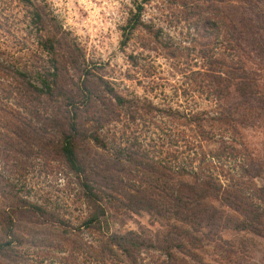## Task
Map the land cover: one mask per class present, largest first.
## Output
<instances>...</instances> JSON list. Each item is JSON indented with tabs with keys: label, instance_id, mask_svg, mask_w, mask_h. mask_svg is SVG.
<instances>
[{
	"label": "rangeland",
	"instance_id": "obj_1",
	"mask_svg": "<svg viewBox=\"0 0 264 264\" xmlns=\"http://www.w3.org/2000/svg\"><path fill=\"white\" fill-rule=\"evenodd\" d=\"M219 2L0 0V63L5 66L0 68V237L11 233L5 224L11 212L16 217V235L26 240L19 248L22 257L14 264H62L57 255H69L44 245L60 238L44 216L24 209L28 203L41 205L54 219L74 226L81 225L90 213L78 177L61 155L62 131L68 130L74 107L59 90L82 103L76 108L82 133L78 152L97 166L93 167L96 172L115 159L114 150L119 148L136 151L141 159L145 153L147 160L160 158L165 163L176 160L184 164L192 157L198 162L210 151L215 159L206 157L203 164L213 163V171H221L228 186L238 178H248L250 184L243 188L244 194L259 202L254 195L264 192L260 190L264 189V170L255 178L244 176L238 166L242 160L221 155L219 147H224L225 141L233 142L264 161V120L252 117L248 121L246 116L238 119L235 128L218 117L234 100L232 66L239 63V56L247 57L246 65L255 67L263 81L264 68L249 58L248 52L233 49L234 21L229 14L240 2ZM138 5L142 6L140 23L124 44V26ZM259 7L264 10V4ZM37 9L41 20L35 16ZM48 39L55 41L54 50L44 46ZM19 71L27 73L26 77H18ZM40 77L47 78L53 93H38L30 87L29 82L41 86ZM87 80L93 98L84 104L81 87ZM110 87L127 99L124 105L117 103ZM201 128L206 129L203 134ZM92 131L100 135L105 148L85 138ZM124 164L133 171V164ZM114 167L120 169L119 164ZM95 178L105 185L101 176ZM108 185L121 189L119 182ZM124 187L123 193L131 192ZM109 211L106 225L111 232L132 230L152 236L173 220L146 210L128 211L121 204H113ZM220 235L248 251L245 263L264 264L263 235L228 228ZM99 236L96 229L84 234L96 245ZM202 243L198 249L200 264H232L237 259L234 255L229 258L211 240ZM57 247L67 249L65 244ZM151 255L158 257L156 252ZM145 257L149 262L150 257ZM71 261L68 264H74ZM74 261L92 264L83 257ZM8 263L0 256V264Z\"/></svg>",
	"mask_w": 264,
	"mask_h": 264
},
{
	"label": "trees",
	"instance_id": "obj_2",
	"mask_svg": "<svg viewBox=\"0 0 264 264\" xmlns=\"http://www.w3.org/2000/svg\"><path fill=\"white\" fill-rule=\"evenodd\" d=\"M218 1L224 2V0ZM237 1L240 2L241 6H239L243 10H240L238 6L235 10L230 9L229 14L231 20L234 21L233 49L248 52L249 58L257 61L264 68V10L259 7V4H264V0ZM219 3L217 6L224 13L221 3ZM141 10L142 6L138 5L137 12L129 18L128 23L124 26V44L129 41L132 32L138 27ZM35 16L40 20L43 19L38 9ZM212 24L216 26V21H213ZM43 44L48 50L55 49L53 39H48ZM245 58L247 57L240 55L239 63L232 66L234 72L232 79L236 80L231 93L233 96L231 98L234 100L232 105L227 106L224 114L218 117L235 128L238 127L237 122L246 116H248V121L252 117L254 120H264V81L256 74L255 67L248 68ZM0 68L4 69L5 66L0 63ZM221 73L220 75H222ZM17 74L18 77H26L27 73L19 71ZM220 75L217 76L218 79L221 77ZM55 76L57 77V73ZM39 80L41 86L29 82L33 90L49 94L55 91L47 78L40 77ZM217 80L215 81L217 82ZM87 82L88 80L81 87L85 94L82 99L84 104L93 98V92ZM110 88L113 94L114 89ZM59 92L74 107L71 110L72 115L67 121L68 130L62 131L61 155L76 173L90 213L83 219L81 225L74 226L58 217L54 219L53 215L41 205L28 203L24 209L44 216L47 221H50L49 224L55 228L57 236L60 238V241L56 243L51 241V243L45 244L42 239L40 241L33 239V242H43L46 247L57 248L64 253L68 252V257H58L57 255L62 264H68L70 259H73L72 263L78 264L74 260L79 257H83L92 264H200L198 249L202 247V242L206 239L213 241L221 250L227 252L229 258H231L230 255L236 256L237 259L232 260V264H249L244 262V259H247L248 251L223 239L220 233L228 228L264 236V192L259 196L254 195L259 199L257 202L252 201L250 195L244 194L243 188L250 184L248 178H238L237 182L230 186L224 184L220 175L221 171L218 173L213 171V167H215L213 163L211 165L203 164L206 157L210 156L211 159H215L216 155L210 151L205 153L202 160L199 159L197 162V157H192L188 159V163L184 164L176 160V162L167 160L165 163L160 158L147 160L144 159L146 158L145 153L141 159L140 153L127 152L125 148H119L114 150L115 159L109 160L111 164L107 161L105 169L96 172L94 168L97 166H92V162L86 161L78 152L77 141L81 139L82 133L76 108H80L82 103L74 96L61 90ZM114 96H116L119 105H124L127 102V99L121 95L114 93ZM243 105L247 107L241 110ZM242 113H245V116H242ZM197 119L199 118L197 117ZM195 121L200 123L199 120ZM200 130L203 134V130L206 129L201 128ZM85 138L94 141L96 145L103 148L106 146V143L95 131L90 132L89 135L86 134ZM191 144L195 145V143H190V146ZM199 144L201 147L203 146L202 141ZM223 146L219 147L222 148L221 155L225 154L230 160L237 158L242 160L238 166L244 176L255 178L264 170L263 159L250 152L248 148L242 149L235 143L226 141ZM125 162L134 165L133 171L125 167ZM116 164L120 165V169H115ZM217 167L222 168L218 165ZM114 171L120 172L122 175L118 176ZM99 173H103V175ZM96 175L102 177L105 185L101 184V179L95 178ZM115 182H119L120 190L108 185ZM124 186L130 188L131 192L124 191L123 193L121 190H124ZM260 190L264 191L263 188ZM113 204H121L128 211L146 210L161 219L166 217L173 220L167 221L164 228L154 231L152 236H145L143 232L132 230L111 232L106 222L110 215L109 208L113 207ZM5 224H8V230L11 233L0 237V256L8 260V264H14L22 257L19 248L24 246L26 240L16 235V217L11 212H9L8 221ZM205 226L210 229L205 231L203 229ZM106 227L108 230L105 229ZM92 229L100 232V236L96 240L97 245L84 238V234L91 233ZM36 244L33 243V245ZM60 244H65L67 249L57 247ZM153 252L158 253L157 258L151 257ZM145 256L150 257L149 262Z\"/></svg>",
	"mask_w": 264,
	"mask_h": 264
}]
</instances>
